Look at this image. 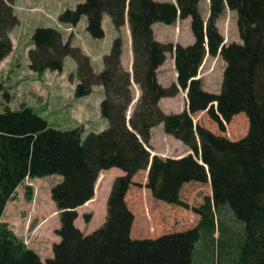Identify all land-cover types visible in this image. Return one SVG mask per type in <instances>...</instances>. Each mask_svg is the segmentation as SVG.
Segmentation results:
<instances>
[{
    "label": "trees",
    "instance_id": "obj_1",
    "mask_svg": "<svg viewBox=\"0 0 264 264\" xmlns=\"http://www.w3.org/2000/svg\"><path fill=\"white\" fill-rule=\"evenodd\" d=\"M14 1L0 0V61L11 51L8 33L17 24ZM198 1L83 0L61 11L56 17L59 25L74 27L85 17L84 31L98 40L103 38L101 17L109 18L116 36L101 57L100 72L92 70L78 48L62 42L56 29L32 30L27 69L38 77L46 71L60 73L64 59H71L77 80L73 97L82 98L92 87H101L98 114L107 127L82 137L81 126L54 129L32 107L20 104L13 111L3 107L0 217L25 179L57 175L61 180L49 189L58 219L54 233L59 239L51 246V258L40 261L0 222V264H193V256L204 257L203 264H264V0H208L204 22ZM225 9L236 15L238 43L222 44L215 26ZM186 18L194 39L191 45L153 39L154 23L172 25ZM125 21L132 52L131 75L119 65V30ZM167 53L173 55L176 84L161 87L156 69ZM205 55L223 62L217 94L203 91L197 78ZM131 83L139 95L126 118L132 101ZM178 90L185 92L186 109L163 113L158 101L173 97ZM201 111L220 133L233 116L244 114L245 135L230 141L194 124L190 116ZM157 125L190 154L178 159L150 156L149 131ZM111 168L123 175L110 184L102 224L84 235L73 224L76 209L93 197L98 174ZM139 171H146L144 188L152 199L183 209L188 206L179 197L182 185L208 183L210 197H202V202L190 209L198 216L195 226L154 239H131L133 216L123 198ZM24 195L29 200L28 186ZM82 218L88 223L91 215Z\"/></svg>",
    "mask_w": 264,
    "mask_h": 264
},
{
    "label": "rangeland",
    "instance_id": "obj_2",
    "mask_svg": "<svg viewBox=\"0 0 264 264\" xmlns=\"http://www.w3.org/2000/svg\"><path fill=\"white\" fill-rule=\"evenodd\" d=\"M51 1H53L52 6H48L50 12L47 13L49 17L54 14L55 9H57V14H59L64 9L72 8L81 0ZM159 1L169 2V0ZM173 1L174 0H171L170 2ZM14 7L16 12L18 11L16 8H22V5H17L15 3ZM23 8L25 10L24 13L28 14H36L40 10H43L40 6ZM199 13H202L201 9H199ZM235 20L236 15L234 12L225 10L221 15L217 30L222 33V39L225 40L226 44L239 42ZM14 27L17 28L18 25H15ZM175 29H177L176 24L174 26V31ZM189 30L190 29L188 28V34ZM178 31H180L179 26L177 33ZM95 40L98 41V39ZM98 42L102 41L100 40ZM111 42L112 40L108 42V48ZM181 43H183V41H181ZM28 45V35L24 34L21 38V42L16 47L17 51L14 52L17 66L11 70L10 73L12 74L0 83V111H2L4 106H7L12 111L17 110L20 104L30 106L34 109L38 107L36 110L39 111L38 113L40 117H42L50 127L60 131L73 129L76 125L70 119L72 116H70L71 107H69V104L74 105V108H78L81 101L80 98L76 99L73 97V91L71 93V82L73 78L75 79V72H68L63 80L56 72L53 74H46V76H35V74L30 72L25 66L27 52L26 57L24 54ZM165 55L166 63L164 65L167 66V64L169 65L171 62V54L167 53ZM222 69L223 62L218 57L208 56L202 60L197 71V78L201 81L203 91L213 94L218 93ZM9 78L10 80H8ZM73 81L77 83L76 79ZM137 90V87L131 83L130 91L132 101L134 102L138 96L139 91L137 92ZM132 103L129 104V106L131 105L130 110L133 109L135 104L132 105ZM79 109L80 107L76 110L73 109L74 112L72 115L75 118H77V114H79ZM127 111L129 112L128 108ZM127 111L126 113H128ZM177 111V108L170 107L166 113L175 114ZM89 116L90 118H94L96 117V114L92 111ZM90 121L91 122L79 125L82 129V137L89 132H94L93 127H96L97 121ZM192 122L201 125L213 134L223 136L230 141L239 140L245 135L247 130V121L242 113L233 116L230 122L224 125L223 133H220L216 129L215 124L207 118L205 112L202 115H193ZM158 126L161 128V125ZM154 128L152 137L156 141V139H158L157 135L161 136L162 132L160 129L157 131L156 127ZM184 148L185 146L178 142L177 147L174 148V153H177ZM149 150L150 149H148V151ZM103 172L109 177H115L117 174H122V172L116 168H111ZM143 172L144 171H140L135 179L131 178L133 181H131L132 183L128 187L127 193L128 203L134 193H139L141 199L140 213L142 221L140 224L135 222L133 225L135 232L132 233L134 236H137L136 238L138 239H154L163 234L181 232L195 226L198 216H196L190 209L197 207L202 202V197H210L208 183H201L200 185H197L195 189L191 188V185L189 187H183L180 191L179 197L180 200L188 206L187 209H183L181 207L167 205L156 201L152 199L150 195H144L145 190L141 185V183L144 182V178L141 176V174H144ZM60 180L61 178L57 175L34 178L31 180L25 179L15 190L14 199L7 202L0 218V222L6 223L15 236L22 241H27L26 247L33 250V252L39 257L40 261L51 258V246L59 240L54 233V230L58 228V219L55 213L54 204L49 198V189L53 185L59 183ZM100 181L101 177L98 179V182ZM26 186L30 188L29 200L26 199L24 195V188ZM102 195L103 193L100 192L94 205L77 209V218L74 220L73 224L81 233L89 234L101 225L104 217V196L107 194L104 193L103 198ZM130 207L133 209L131 205ZM88 211H92L93 216L88 223H84L82 216L83 214H90ZM216 234L217 232L213 235L214 238L216 237ZM204 260V257L196 259V257L193 256L192 258L193 264H203Z\"/></svg>",
    "mask_w": 264,
    "mask_h": 264
},
{
    "label": "crops",
    "instance_id": "obj_3",
    "mask_svg": "<svg viewBox=\"0 0 264 264\" xmlns=\"http://www.w3.org/2000/svg\"><path fill=\"white\" fill-rule=\"evenodd\" d=\"M81 1H83V0H81ZM81 1H79V2H81ZM153 1L162 2L159 0H153ZM170 1L171 0H169V2ZM15 3L17 5H22V8H16V9H18V11H16V12H15V7H14ZM52 3H53V1H51V0H15L14 1L12 8H13L14 15L16 16V19H17L16 25H18V27L17 28L13 27L8 33V37H9L10 42H11V51L9 52V54L5 58H3L0 61V68H1V70H0V83H1V81H4L5 78H8L9 75L12 74V73H10L11 70L15 66H17L16 56H14V52L17 51L16 47L21 42L22 36H24V34H27L28 38H30L32 30L36 27H50V28L56 29L60 33V37H61L62 42H67L70 44V46L78 48L85 56H87V58L90 61V65L92 67V70L94 72H100L102 70L101 57L108 53V51L110 49V45H111L110 44L109 48H108V42L113 40L116 36V33L114 32V30L110 24L109 18L106 15H102V17H101V28L103 31V38L98 40V41L101 40L102 42H98L97 40L90 38L88 36V34L84 31V27L86 24L85 17H81L74 27H70V26L68 27L66 25H59L56 22V17L58 15L57 9L54 10V8H53L54 14L51 17H49L47 15V13L50 12L48 10V6H50V5L52 6ZM31 6H35V7L40 6L43 10H40L36 14L24 13L25 10L23 7L27 8V7H31ZM197 7H198V12H199V9L202 10V13L201 14L199 13V15H200L201 20L204 22L207 18V15H208V0H199ZM225 10L228 11L227 9H225ZM220 18H221V16L217 19V21L215 23L216 28L218 27V23L220 21ZM25 22H27V23H25ZM175 24L177 25V28H178V26L180 28V31H178L177 34L174 33ZM66 28H69L70 31L64 32L63 29H66ZM188 28H189V18H186L183 20L178 19L172 25H163L160 23H154L151 26L152 37L156 42H159V43H172V44H177L179 46L184 47L187 45H191L194 41L190 30H189V34L187 33ZM218 33L222 37V33L219 31H218ZM119 36H120V40H121L119 65L124 72L131 75L132 52H131V45H130V35H129L128 26H127L126 21L124 22V25L119 30ZM181 36H182V38H181ZM181 41H183V43H181ZM100 43H103V44H100ZM106 44H107V46H106ZM222 44L226 45V42L223 43V41H222ZM28 48H29V45H28L27 49ZM26 52H27V50H25V54H24L25 57H26ZM205 57H208V56L205 55ZM165 63H166V55H165L164 62L156 69V81L161 87H167L168 85H170L172 83L176 84V74H175L174 67H173V55L172 54H171L170 64L169 65L167 64V66H165L164 65ZM25 66L27 67V61L25 62ZM93 66H94V68H93ZM7 69L9 72L7 71ZM68 72H70V73L75 72V63L71 59L66 58L63 61L62 70L58 74L60 75V78L63 80L64 76H66V74ZM53 73H55V72L46 71L41 76H46V74H53ZM75 79L73 78L72 82H71V85H72L71 93H72V91L76 85V82L73 81ZM8 80H10V78ZM137 92H138V90H137ZM102 93L103 92H102L101 87L94 86L91 88V92L87 96L80 98L81 99L80 105H79L80 109H79V114H77V118H75L72 115V113L74 112V110L78 109L79 107L74 108L73 107L74 105L69 104V107H71L70 108L71 109L70 110V113H71L70 116H72V117H70V119H71V121H73V123L76 126L83 125L84 123L91 122L90 120H93V121H97L96 127L95 128L93 127L94 132L102 131L103 129H105L107 127V122L104 119L100 118L99 114H98V104L103 98ZM132 102L131 103L133 105L135 102L134 101H132ZM130 106L128 107L129 112L127 111L128 113H126L127 114L126 118L129 116V114L131 112ZM157 106L165 114H168V113H166V111L170 107L177 108V110H178L177 113H179L182 110L186 109L185 92L178 90L177 94L174 95L173 97L161 98L158 101ZM92 111H94V113L96 114V117H94V118H92V117L90 118V116H89ZM203 113H204V111L197 112V113L192 114L190 117L192 119L193 115H197V114L202 115ZM155 127H156L157 131L160 129L162 134H161V136L157 135L158 139H156V141H155V139H153V137H152V132H153V129H155V128L152 127L150 129V131H149L150 138H149V143H148L149 147H150V150H149L150 154L157 156L159 158H162V159H166V158L178 159L184 155L190 154V151H188V149L186 147L184 149H181L179 152L174 153V148L177 147L179 141L173 139L172 137H170L168 135H165L162 131V126H161V128H159L158 125ZM139 172L134 174L132 176V179H135V177L137 176V174ZM143 173L144 174H141V176L144 178V182L141 183V185L144 188V185L146 182V171H144ZM122 175L123 174H117V176H122ZM107 176L108 175L104 174L103 171H101L98 174V177H97V179L94 183V187H93V197L90 200H88L87 202H85L82 206L78 207L77 209H79V208L81 209V208L89 207L90 205H94L96 203V198L98 197L100 192L103 193L102 198L104 196V193L108 195L110 184H111L112 180L117 176H115V177H109V176L107 177ZM99 177H101L100 182H98ZM131 181H133V180H131ZM200 184L201 183H196V182L186 183V184L182 185L180 191L183 189V187H189L190 185H191V188L195 189L196 186L200 185ZM144 190H145L144 195H150V193L147 189L144 188ZM127 193H128V189H127V191L124 195V198H123L124 204H125L127 210L133 216L132 223H131V226L129 229V237L131 239H138V238H136L137 236H134V234H133L135 232L134 231L135 229H133V225L135 224V222L140 224V222L142 221V217H141V213H140V207H141L140 206L141 205L140 194L134 193L132 198L130 199V201L128 203L127 202ZM107 195L104 196V198H105L104 202H106ZM179 196H180V192H179ZM6 204H7V202H6ZM130 205L133 207V209L130 207ZM5 207H6V205H5ZM5 207H4V209H5ZM77 209H76V213H77ZM3 212H4V210H3ZM88 212H90L91 217H92L93 212L92 211H88ZM104 217H105V204H104ZM104 217H103V220H104ZM137 229H136V231H137ZM84 235H86V234H84ZM144 239H146V238H144Z\"/></svg>",
    "mask_w": 264,
    "mask_h": 264
},
{
    "label": "built area",
    "instance_id": "obj_4",
    "mask_svg": "<svg viewBox=\"0 0 264 264\" xmlns=\"http://www.w3.org/2000/svg\"><path fill=\"white\" fill-rule=\"evenodd\" d=\"M70 29H65V31H69ZM23 242V244L26 246L27 245V241L26 240H24V241H22Z\"/></svg>",
    "mask_w": 264,
    "mask_h": 264
},
{
    "label": "water",
    "instance_id": "obj_5",
    "mask_svg": "<svg viewBox=\"0 0 264 264\" xmlns=\"http://www.w3.org/2000/svg\"><path fill=\"white\" fill-rule=\"evenodd\" d=\"M150 156H154V155L151 154ZM198 164H200V163H198Z\"/></svg>",
    "mask_w": 264,
    "mask_h": 264
}]
</instances>
